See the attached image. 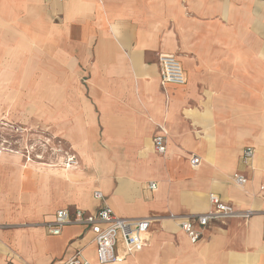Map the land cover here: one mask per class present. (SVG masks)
<instances>
[{
    "label": "crops",
    "instance_id": "obj_1",
    "mask_svg": "<svg viewBox=\"0 0 264 264\" xmlns=\"http://www.w3.org/2000/svg\"><path fill=\"white\" fill-rule=\"evenodd\" d=\"M160 54L186 84H162ZM0 124L48 154L0 149V264H99L85 227L47 229L97 212L96 191L119 217L159 218L113 264H264V0H0ZM211 194L255 215L194 244L170 216L208 212Z\"/></svg>",
    "mask_w": 264,
    "mask_h": 264
},
{
    "label": "built area",
    "instance_id": "obj_2",
    "mask_svg": "<svg viewBox=\"0 0 264 264\" xmlns=\"http://www.w3.org/2000/svg\"><path fill=\"white\" fill-rule=\"evenodd\" d=\"M159 77L163 85L186 84L185 72L179 60L172 54H160L158 57ZM155 151L164 154L167 151L166 132H162L153 138ZM254 148L248 147L244 150L242 161L248 163L253 159ZM71 166L77 164L75 156H68ZM200 164V158L194 156L191 165L196 167ZM235 181L238 184H246L247 178L242 174H235ZM150 189H155L156 184L150 183ZM96 200L103 203V206L95 213L83 210L69 209L59 210L53 222L47 225L51 235H60L63 228L69 225L83 226L93 234L92 243L95 246L96 257L99 264H113L129 255L141 252L148 240V235L152 225L159 219L148 216L144 218H122L105 204V196L102 192L96 191L93 194ZM211 208L203 214H190L185 216H170L179 219L180 228L189 237L192 243L199 242L205 229L213 221H223L230 218L249 219L255 215L252 210L239 211L232 205L223 203L216 194L210 195ZM264 219V214H263ZM60 264H92L82 254V250L77 251L72 256L60 261Z\"/></svg>",
    "mask_w": 264,
    "mask_h": 264
},
{
    "label": "rangeland",
    "instance_id": "obj_3",
    "mask_svg": "<svg viewBox=\"0 0 264 264\" xmlns=\"http://www.w3.org/2000/svg\"><path fill=\"white\" fill-rule=\"evenodd\" d=\"M1 126L2 125L0 124V149L4 147L7 150L13 149L22 153L24 151L27 157L30 158L31 155V157L36 161H44L48 157V154L44 150L45 147L42 144H40V141L34 142L36 145V147H34L35 146L34 143L31 145L27 143L28 139L18 138L15 135L16 133H13L11 129L9 128L2 129Z\"/></svg>",
    "mask_w": 264,
    "mask_h": 264
},
{
    "label": "bare ground",
    "instance_id": "obj_4",
    "mask_svg": "<svg viewBox=\"0 0 264 264\" xmlns=\"http://www.w3.org/2000/svg\"><path fill=\"white\" fill-rule=\"evenodd\" d=\"M65 166L67 167V168H70L71 167V164L69 163V160L67 159V161L65 162Z\"/></svg>",
    "mask_w": 264,
    "mask_h": 264
}]
</instances>
